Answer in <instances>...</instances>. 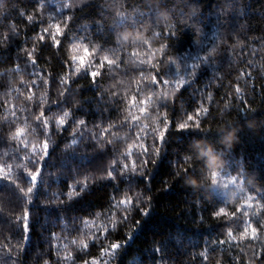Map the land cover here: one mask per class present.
I'll use <instances>...</instances> for the list:
<instances>
[{"label":"snow or ice","instance_id":"obj_1","mask_svg":"<svg viewBox=\"0 0 264 264\" xmlns=\"http://www.w3.org/2000/svg\"><path fill=\"white\" fill-rule=\"evenodd\" d=\"M189 6L191 0L188 6L177 0H131V3L122 0L120 7L112 11L110 26L117 29L116 40L112 45H106L87 33L80 35L70 31L72 16L69 13L73 10L70 0L62 5L60 15L56 14L55 5L49 10L42 0L34 6H25L21 0H0V47H7L12 36L23 41L19 50L23 59L17 57L0 75L4 76V87L7 88L11 83L8 77L19 74L20 89L26 90L19 95L20 89H14L18 92L17 99L23 100V107L13 105L9 109L7 101L0 105L5 114L0 121V133L5 136L4 143L0 144V180L14 185L19 197L23 198L19 202L16 193H12V199L17 200L13 226L19 224L22 235L17 239L8 229L4 242L0 243V264H22V242L27 241L31 230V213L24 204H31L41 183L52 138L63 134L65 129H69L70 137L65 149L69 165L71 155L86 153L89 144L98 149L110 146L116 149L103 175L117 182L121 177L131 176L150 179L151 170L164 151L167 138L176 135L187 145L181 153L183 162L174 165L176 177L182 176L185 183L189 180L186 184L191 187L204 188L198 179L202 175L204 161L194 159L190 143L201 138L216 145V152L225 164L210 175L213 178L225 177L229 183L224 186V206L213 211L212 217L218 219L224 231L203 243L200 247L203 251L195 253L192 258L198 259L199 264H207L211 253H222L227 245L228 248L239 249V253L231 257L234 264H241V257L243 264H264V187L257 185L256 173L250 171L246 163L233 160L243 129L264 130V107L257 108L258 102L264 105V86L258 88L252 71L242 70L229 73L227 83L219 71L206 83L200 82L201 76L207 75V72L200 73L203 65L217 60L222 54H232L237 44L242 45L240 55L245 57L244 62L249 69L257 68V75L264 81V72H260L254 63L260 58L259 52L243 44L246 32L234 35L228 31L233 14L241 20L246 16L242 0L235 7L226 5L220 10L225 35L216 47L192 61L170 53V39L182 27L190 26L178 19L181 8L187 10ZM33 24L37 29L29 33L28 28ZM244 27L243 23L238 25L240 29ZM195 31L197 37H201L203 25L196 24ZM126 32L131 35L126 37ZM258 42L260 50L264 51V37H260ZM45 44H50L61 56L62 69L58 74L54 70L48 72L43 66L53 68L51 57L46 58L47 62H41L39 58ZM24 74L28 76L27 80L23 79ZM83 75L97 86L95 101L107 119L91 122L77 117L76 108L80 103L70 106L63 99L72 90L73 81ZM54 76L55 88L52 84ZM36 89L40 90L38 95ZM185 95L189 97L187 102ZM62 103L65 106L59 111L51 110ZM113 109L115 115L110 114ZM233 113L238 119L231 118ZM29 120L33 122L32 127L27 126ZM225 125L238 129L235 145H220L219 129ZM29 133L36 139H27ZM216 152L209 148L211 155ZM21 174L27 178L26 183L21 182ZM54 179L58 177L50 173L49 181ZM94 182L95 175L85 170L69 183L66 192L61 189L56 194L52 193L48 203L57 207L67 204ZM170 185L171 181H168L166 187ZM228 189L239 190V195L231 199ZM110 199L108 207L91 214L73 218L63 216L56 224L60 228L59 234L52 229L49 240L39 249H34L37 264H116L117 250L126 241L112 240L109 233L123 225L130 238L132 230L140 223L134 214L139 211L142 216L148 215L152 196L142 190H125L113 193ZM6 200L7 190L6 195L0 196V211L5 214L11 211L6 207ZM198 218L204 219L199 213ZM241 240H247V243L242 244ZM93 243H98V249L105 253L103 261H97L89 254ZM217 264L221 261L218 260Z\"/></svg>","mask_w":264,"mask_h":264},{"label":"trees","instance_id":"obj_2","mask_svg":"<svg viewBox=\"0 0 264 264\" xmlns=\"http://www.w3.org/2000/svg\"><path fill=\"white\" fill-rule=\"evenodd\" d=\"M21 2L25 6H34L38 0H21ZM42 2L49 10L55 5L56 14L60 15L63 12L62 5L69 0H42ZM70 2L73 5V10L69 13L72 16L70 31L73 34L87 33L89 37L106 45H112L115 42L117 29L110 26L113 20L112 11L120 7L122 0H70ZM129 2L131 3V0ZM177 2L185 6L189 5V0H177ZM241 2L242 0H191V6L187 7V10L181 8L178 14V19H181L182 23L186 21L190 26L182 27L179 33L170 39L169 52L185 61L199 59L205 55L211 48L216 47L225 35L224 25L219 15L220 10L226 5L235 7ZM243 2L246 8L245 18L241 20L239 16L233 14L228 31L233 32L234 35L240 31L247 33V38H242L243 44L258 50L260 58L254 63L259 66L260 72H264V51L260 50L261 45L258 42L260 37H264V0H243ZM20 20L23 22L22 18ZM198 23L203 25V35L199 38L195 31V25ZM241 23L245 25L244 29L238 28ZM36 29L37 25L33 24L28 28V32L32 33ZM124 35L127 37L131 33L126 32ZM22 46L23 41L19 37L12 36L7 47H0V73L5 72L11 66L9 64L13 63L17 57L23 59V53L19 51ZM241 46L237 44L232 54L225 53L217 60L206 62L200 69V73L207 72V75H202L200 82L206 83L219 71L223 73L225 83H227L229 73L242 70L252 71L253 76H256L255 84L258 88L264 86V81L257 75L258 69L255 67L249 69L248 64L244 62L245 57L240 55ZM38 55L41 62H47L46 58L51 57L53 68L43 65L48 72L51 73L54 70L58 74L62 69L61 56L52 49L50 44L43 45ZM23 79L27 80L28 76L24 74ZM8 80L11 82L10 86L5 88V78L0 75V105L7 101L9 109L13 105L16 108L23 107V100L17 99L18 92L14 90L20 89V75L9 76ZM52 84L55 88V76ZM76 85L80 87L77 88ZM25 91L20 89L19 95H23ZM39 92V89L35 90L37 95ZM96 92L97 86L93 85L86 75H83L73 81L72 90L63 99L70 106L80 103V106L76 108L77 117L96 122L108 118L95 101ZM188 99L189 97L185 95L184 100L187 102ZM63 106L65 105L62 103L60 106H53L51 110L59 111V108ZM185 106L187 107V104ZM176 107L178 108L179 105ZM260 107L264 105L258 102L257 108ZM110 114L115 115V109ZM4 118L5 114L0 110V121ZM8 118L11 119L10 114ZM231 118L238 119L236 113H233ZM32 124V120H29L27 126L32 127ZM219 131L221 146L235 145V138L238 136L236 127L225 125ZM26 138L36 139L31 133ZM69 138V129H65L63 134L54 135L49 156L44 161L41 183L37 186L31 204H24V207L28 208L31 213V230L27 241L22 242V264H37L34 249H39L49 240V232L52 229L59 234L60 228L56 227V224L63 216L79 217L106 208L111 203L110 198L113 193L125 190H142L150 194L152 207L146 216L140 215L139 211L134 214L140 223L132 230L130 238L123 225L109 233V238L112 240L126 241V244L117 250L116 264H161V262L163 264H199V260L193 259L192 256L203 251L200 247L208 239H214L224 231L218 219L212 217L213 211L224 206L226 199L224 186L229 183L225 177L213 178L210 175L211 172L223 168L225 164L222 156L216 152V145L201 138L191 141V155L194 159L204 161L202 175L198 177L201 187L204 188H194L186 184L189 180L185 183L182 176L176 177L174 165L183 162L181 153L187 147L176 135L167 138L165 149L151 170L150 179L131 176L121 177L118 182L103 175L108 161L114 158L116 149L111 146L107 149H98L89 144L86 153L76 152L71 155V165H69V156L65 151ZM4 141L5 136L0 133V144ZM209 148L216 154L211 155ZM210 156L211 160H209ZM233 160L246 163L249 170L256 173L254 179L257 185L264 187V130L243 129L241 142L235 146L233 152ZM196 167L197 169L200 167L198 162ZM85 170L95 175V182L82 195L59 207L48 203L52 193L56 194L61 189L66 192L69 183ZM50 173L58 179L50 182ZM168 181H171V185L166 187ZM21 182H27L23 174H21ZM6 190L5 204L11 211L7 214L0 211V243L4 242L8 229H11L13 236L17 239H20L22 235L20 225L13 226L17 200L12 199V193H16L19 202H22L23 198L19 197L14 185L0 180V196L6 195ZM238 195L239 190L228 189V196L231 199H235ZM198 213L202 214L203 220L198 218ZM240 242L247 243V240ZM224 247L226 251L222 253H211L207 264H217L218 260L221 264H234L231 257L237 255L239 249L228 248L227 245ZM89 254H92L97 261H103L106 258L105 253L98 249V243L91 244ZM92 257L89 259L91 260ZM241 264H243V257H241Z\"/></svg>","mask_w":264,"mask_h":264}]
</instances>
